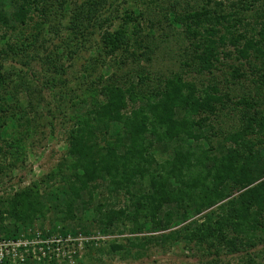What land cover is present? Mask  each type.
<instances>
[{
    "label": "trees",
    "instance_id": "trees-1",
    "mask_svg": "<svg viewBox=\"0 0 264 264\" xmlns=\"http://www.w3.org/2000/svg\"><path fill=\"white\" fill-rule=\"evenodd\" d=\"M132 1L144 8L120 14L127 0H0V183L26 165L31 136L48 124L46 84L29 76L37 58L47 65L51 96L60 85L57 108L68 116L56 165L0 197V239H16L53 214L63 233L87 230L89 220L104 234L135 233L108 245L121 260L182 241L214 255L207 264H221L224 253L257 264L264 253H251L264 247V2ZM45 5L57 6V17L74 16L68 33L54 30L59 44H46L45 29L42 40L26 34L43 27L33 15L43 17ZM173 32L181 68L155 71ZM96 33L94 65L75 88L63 79L65 58L74 60ZM146 230L152 234L139 235ZM104 250L88 259L98 253L101 260ZM30 255L18 263L3 256L0 264H68Z\"/></svg>",
    "mask_w": 264,
    "mask_h": 264
},
{
    "label": "rangeland",
    "instance_id": "rangeland-1",
    "mask_svg": "<svg viewBox=\"0 0 264 264\" xmlns=\"http://www.w3.org/2000/svg\"><path fill=\"white\" fill-rule=\"evenodd\" d=\"M127 1V4L119 5L120 14L124 13V7L125 10L127 8L129 10L133 9L134 11L144 8L132 7L134 6L133 1ZM218 1H223L225 4H228L232 0ZM262 2H264V0H262ZM117 4H119V2ZM70 7H74V3L70 4ZM57 10V6L48 8L45 5V15H43V17H40V12H34V21H39L40 19V21L44 23L43 27L45 28H37L34 25V28L30 27L31 29L29 28L26 30V34H38L42 40L43 37L40 32L45 29L44 38L47 39L46 44L48 46L57 43L59 44V39L57 34H54V30L61 32L62 34L68 33V30H66V24H68L74 16H70V14H68V16L66 14L63 16L62 14V16L57 17ZM114 12L115 11L111 12L112 16L115 15ZM108 15V12L104 13V17ZM159 17L161 18V15ZM154 23L153 25H155ZM31 24L33 25L34 22L32 21ZM157 26L162 27L161 25ZM98 30L99 29H97V31ZM159 31L156 34H158ZM93 37V40L85 43L86 46L80 50L79 54L74 60H68V54L65 58L66 73L64 74L63 79H66L67 84L69 79L71 82L70 84L75 88L77 85H85L86 77H84V75H88L86 69L91 70L90 67L94 65L93 59L99 51L97 44L98 34L96 33V35ZM164 38L169 41L168 46H162L159 52L156 54L153 69L155 71L157 70L158 72L169 73L171 70L181 68L180 55L182 52L178 51L177 47L178 42H181V40H178V36L177 34H174V32L173 36L170 35L169 38ZM41 40H39L38 44H40ZM43 53H45V51L40 48V54ZM31 63L34 67V70L31 73H34L35 76H32L31 74H29V76L36 79L39 85H42V82L46 84L44 86L45 88L43 94L46 97V100L49 102V106H47L46 103V106L42 112L48 118V120H44L48 124L46 126H42L39 131L37 130V132L33 133L31 136L29 140V153L26 165L16 170V176L13 179L5 178V180L0 183V197H7L17 188L29 186L33 181L38 182L44 174L50 172V170L56 165L63 151L65 133L62 123L64 122L68 124V116L65 118L60 114L57 105L59 104L61 97L56 98L54 94L55 92L59 91L61 87L59 84L54 86V96H51L50 90L48 88L50 84L46 82L47 77L43 73L44 71L42 68L43 66L47 65L42 61L41 58H37ZM69 63L71 64L70 67ZM15 65L21 66L19 63H15ZM99 70L100 69L98 68L97 71ZM221 74L222 73L219 72L220 76L218 75V77L222 78ZM65 104L68 105V102ZM48 108H50L55 114V118H53V115L49 113ZM42 129L44 131H42ZM199 217L201 216L196 215L185 223L195 219L198 220ZM53 220V214H48L45 220L38 222L33 227L35 228L34 230L32 228L16 239L1 238L0 258L6 256L7 258L11 259L12 262L18 263L23 257L28 255V253H31L30 256H32L36 261H48L50 258H53L57 260L58 263L68 264L87 263L88 261L89 264H207L208 262L216 259L214 255L207 253L206 250L196 249L195 246H188L181 241L173 245L169 243L161 245L151 244L147 248L146 253L140 259L121 260L118 257L109 256L107 253L108 245L114 239L125 242L127 237L136 235L135 233L133 234L131 232L125 231L122 233L116 232L104 234L98 230L96 224L91 220L85 222L87 230L83 231V229L77 228V231L63 233L60 231L62 230L61 225L54 223ZM147 234H152V232H148L146 230V232L140 233L139 235L143 236ZM154 234H158V232H154ZM97 247L106 249L104 250L105 254L101 255V260H97L96 256L98 253H95L93 258L89 260L88 256L90 251H94ZM262 248H264L263 245H259L257 248H255V250L251 251L252 255L254 256L255 253H257ZM246 258L247 255L244 254L229 255L228 253H224L221 255V264H244V260H246ZM256 259L258 263H264V253H261V255H259Z\"/></svg>",
    "mask_w": 264,
    "mask_h": 264
}]
</instances>
